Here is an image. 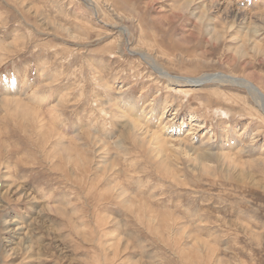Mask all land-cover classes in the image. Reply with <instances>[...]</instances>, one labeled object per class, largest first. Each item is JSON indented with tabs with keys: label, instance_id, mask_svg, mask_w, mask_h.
<instances>
[{
	"label": "rangeland",
	"instance_id": "rangeland-1",
	"mask_svg": "<svg viewBox=\"0 0 264 264\" xmlns=\"http://www.w3.org/2000/svg\"><path fill=\"white\" fill-rule=\"evenodd\" d=\"M263 11L0 0V264H264Z\"/></svg>",
	"mask_w": 264,
	"mask_h": 264
},
{
	"label": "bare ground",
	"instance_id": "bare-ground-1",
	"mask_svg": "<svg viewBox=\"0 0 264 264\" xmlns=\"http://www.w3.org/2000/svg\"><path fill=\"white\" fill-rule=\"evenodd\" d=\"M205 1V0H204ZM214 1V0H213ZM211 4V3H210ZM213 4V3H212ZM208 5V4H207ZM215 5V4H214ZM226 5V4H225ZM228 5V4H227ZM228 7H230V6H228ZM230 9H231V7H230ZM234 9V8H233ZM233 11V10H232ZM261 11V10H260ZM239 11H236V12H233V16L236 18V17H239L238 15H237V13H238ZM264 12V11H263ZM236 13V14H235ZM259 13V12H258ZM242 14V13H241ZM230 17V16H229ZM254 18V17H253ZM251 23V22H250ZM147 54V53H146ZM148 55V54H147ZM143 59H146V60H148V63L152 66V62H151V59L148 57V56H146L145 54H143ZM158 73L161 75L162 74V76H165L167 79H169V80H173L175 83H180V82H182V80H179V79H172L171 77H168V76H166L164 73H162L161 71H158ZM223 77V78H222ZM219 76V75H210V74H206V75H204V76H202V77H200V78H196V77H194V79L192 78V79H185V80H183V81H185L186 83H188L189 85H192V86H194V85H197V84H200V83H203V82H207V81H212V82H216V81H220V82H227L228 83V78L225 80L224 79V76ZM196 78V79H195ZM235 79V78H234ZM236 81V80H235ZM242 83L243 81H237V83ZM244 85H245V87L247 88V89H249V93H250V91L251 92H253V94L255 93V96H256V98L258 99V101H259V103H260V105H261V107H262V109H263V111H264V97H262V96H260V94L258 93V90L256 89V87L255 86H253V85H251L250 83H246L245 81H244V83H243ZM242 84V85H243ZM118 108V107H117ZM15 112V111H14ZM164 114V113H163ZM133 119V118H132ZM128 120V119H127ZM128 122V121H127ZM129 123V122H128ZM133 123V122H132ZM134 125L136 126V128L135 129H137V127H139L138 125H137V123L136 122H134ZM132 127H133V125H131ZM131 126H129V128L131 127ZM135 131V130H134ZM138 131H139V129H138ZM189 131V130H188ZM136 132V131H135ZM191 132V131H190ZM147 133H148V131H147ZM151 132H149V134H150ZM140 134V133H139ZM152 134V133H151ZM148 135V134H147ZM154 136H156L155 138H156V143H158V142H160L159 141V139L157 138V134H153V137ZM151 137V136H150ZM149 137V138H150ZM153 139V138H152ZM164 139V138H163ZM163 139H162V141H163ZM150 140V139H149ZM155 141V140H154ZM160 144V143H159ZM207 150V149H206ZM224 154V153H223Z\"/></svg>",
	"mask_w": 264,
	"mask_h": 264
}]
</instances>
